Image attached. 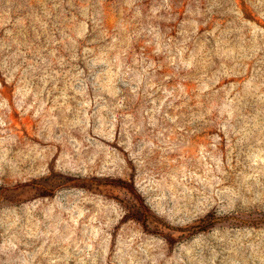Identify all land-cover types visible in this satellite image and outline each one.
Here are the masks:
<instances>
[{"label":"rangeland","instance_id":"obj_1","mask_svg":"<svg viewBox=\"0 0 264 264\" xmlns=\"http://www.w3.org/2000/svg\"><path fill=\"white\" fill-rule=\"evenodd\" d=\"M0 264H264V0H0Z\"/></svg>","mask_w":264,"mask_h":264}]
</instances>
